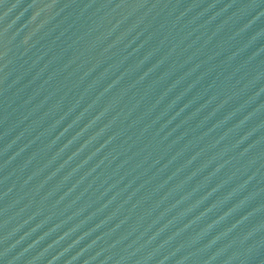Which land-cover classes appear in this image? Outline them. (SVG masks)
Segmentation results:
<instances>
[{"label":"water","instance_id":"95a60500","mask_svg":"<svg viewBox=\"0 0 264 264\" xmlns=\"http://www.w3.org/2000/svg\"><path fill=\"white\" fill-rule=\"evenodd\" d=\"M0 264H264V0H0Z\"/></svg>","mask_w":264,"mask_h":264}]
</instances>
